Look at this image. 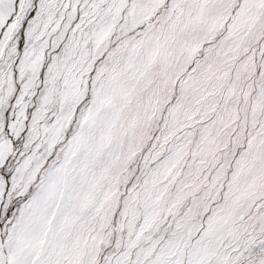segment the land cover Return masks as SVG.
Segmentation results:
<instances>
[{
	"label": "snow or ice",
	"instance_id": "snow-or-ice-1",
	"mask_svg": "<svg viewBox=\"0 0 264 264\" xmlns=\"http://www.w3.org/2000/svg\"><path fill=\"white\" fill-rule=\"evenodd\" d=\"M0 264H264V0H0Z\"/></svg>",
	"mask_w": 264,
	"mask_h": 264
}]
</instances>
